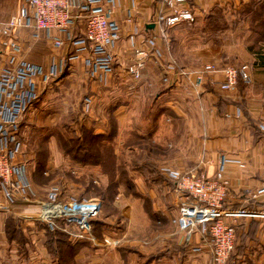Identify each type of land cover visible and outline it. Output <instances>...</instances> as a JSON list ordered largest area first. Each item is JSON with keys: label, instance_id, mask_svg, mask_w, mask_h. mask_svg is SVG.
<instances>
[{"label": "crops", "instance_id": "obj_1", "mask_svg": "<svg viewBox=\"0 0 264 264\" xmlns=\"http://www.w3.org/2000/svg\"><path fill=\"white\" fill-rule=\"evenodd\" d=\"M159 1L112 0L108 3L102 0V6L109 10L110 21L118 31L119 40L109 45L101 56L80 42L83 41V21L76 22L72 42L62 49L52 48L50 38L56 35L54 32L36 34L30 28H19L8 38L0 35V69L12 54L5 44L11 39L18 47L16 55L41 66L45 73L66 59L65 74L62 75L64 69L61 68L56 76L38 86L39 99L26 114L23 126L27 120L38 118L47 98V108H51L49 101L53 100L52 95L66 87L69 92L70 87L82 95V110L90 114L94 125L99 121L94 116V109L105 104L106 109L114 111L116 121L117 116L124 114L126 127L134 130L141 126L149 127L151 134L156 135L151 143L158 148L152 157H157L159 170L162 167L167 173L192 171L208 176L221 170L229 182L222 202L224 208L264 209L263 0H255L257 4H253L254 0H187L185 7L194 14L195 24L199 19L212 18L214 14L237 15L238 19L223 26L221 35L224 38H217L220 45L212 38L204 42V47L181 55L172 54L176 52L174 42L178 41L176 27L168 29V34L162 38L158 25L154 23L160 10ZM206 25H210L209 21ZM149 38L156 39L160 56L148 58L141 79L135 81L127 68L134 63L135 50L146 49L143 41ZM207 64L247 65L251 83L244 85L239 82L231 91H221L218 85L223 80L222 76L210 75L201 86H196L189 73ZM171 66L176 72L168 73L169 82L163 83L166 69ZM179 72L189 75L180 76ZM139 131L137 134H141ZM22 155L21 151L15 162L27 175L30 169ZM165 179L168 183L160 189L169 196L165 201H172V198L174 201V183L167 177ZM155 188L157 185L152 184L151 189ZM23 195L9 203L0 192V205L3 207L0 211V264H37L34 263L35 243L31 235L41 242V249L50 257L43 246L44 231L41 235L33 233V227L23 226L28 241L23 250L14 241H8L4 233L7 216L25 221L23 216L31 217L36 207L40 205L43 209L47 205ZM8 207L14 211L7 212ZM159 212L168 226L150 235L157 238L154 249L139 247L133 255L126 249L124 252L129 254L123 256L121 246L116 247L119 249L115 248L113 253L118 256L119 264H212L206 235L200 230H194L190 235L178 233L176 227L169 224L172 208ZM233 225L236 240L227 264H264V220L244 218L236 220ZM97 243L95 240L93 245L98 247ZM114 243L120 244L119 240ZM136 244L131 242L132 246ZM83 249L78 252L76 261L80 254H84L81 252Z\"/></svg>", "mask_w": 264, "mask_h": 264}, {"label": "rangeland", "instance_id": "obj_2", "mask_svg": "<svg viewBox=\"0 0 264 264\" xmlns=\"http://www.w3.org/2000/svg\"><path fill=\"white\" fill-rule=\"evenodd\" d=\"M23 3L25 0H0V21H8L15 16ZM215 15L213 19H199L196 24L194 21L177 26L178 41L174 42L176 52L172 54L181 55L192 49L198 50L204 47L205 41H211L212 38L220 45L218 39L224 38L221 35L224 30L220 28L238 18L237 15L230 14H218L214 17ZM207 21L209 26L206 25ZM63 69L62 75L66 72V68ZM66 88L59 89L57 95H52L53 100L49 101L51 108H47V98L38 118L27 120L29 122L21 125L19 138L23 144L22 160L30 169V173L25 175L28 188L24 195L44 204L71 205L91 200L101 202L99 215L95 218L104 224L99 236L102 240L94 237L98 241V247L87 238L77 239L72 236L76 231L74 228L64 232L70 234L74 241L85 242V249L81 250L84 254H80L77 261L75 257V264H119L118 256L113 253L118 244L112 245V242L119 240L118 246H121L122 251L128 249L131 254L139 247L154 249L157 245L155 235H150L161 232L168 226L159 211L167 212L170 207L172 215L174 213L173 198L172 201H165L169 196L160 189L168 183L165 178H170L165 168L158 169L157 157H152L158 147L151 143L156 135L151 134L149 127H143V131H139L143 129L142 126L137 130L126 127L124 114L117 116L116 121L114 113L106 109L105 104L94 109L95 118H99L98 125H94L90 114L82 110V95L78 90L69 87L68 92ZM137 131L141 134H137ZM94 135L102 136L94 138ZM152 166L154 172L149 173ZM152 184L158 188L151 189ZM50 197L53 201H49ZM39 206L30 214L31 217H22L25 221L21 225L25 228L33 227V233L42 235L39 222L47 224L43 219L54 215H46L44 218L41 215L53 214L51 210L55 208L43 206V210ZM130 207L134 208L132 216L129 215ZM9 210L14 211L12 207H8L6 211ZM171 217L169 224L173 226ZM31 237L35 243L34 263H54L51 256L44 254L41 242L34 235ZM104 239L110 240V244L103 243ZM131 242L137 244L132 246ZM121 253L123 256L129 254Z\"/></svg>", "mask_w": 264, "mask_h": 264}, {"label": "built area", "instance_id": "obj_3", "mask_svg": "<svg viewBox=\"0 0 264 264\" xmlns=\"http://www.w3.org/2000/svg\"><path fill=\"white\" fill-rule=\"evenodd\" d=\"M101 2L102 0H25L15 16L8 21H0V35L8 38L19 28H30L36 34L54 32L56 35L50 38L52 48L62 49L68 42H72L76 22L83 21V41L80 42L86 43L95 55L101 56L109 45L119 40L118 31L110 21L109 10L105 9ZM159 2L160 10L154 23L158 25L162 38L166 36L168 29L194 22V14L185 7L187 0ZM143 43L146 49L135 50L134 63L127 68L135 81L141 79L146 60L154 55L160 56L155 38L145 39ZM5 44L12 54L8 63L0 69V192L9 203H12L28 188L24 172L15 162L23 146L19 139L21 125L28 111L39 99L40 83L48 82L56 76L57 71L65 67L66 59L57 66H51L45 73L41 66L16 55L18 47L12 39ZM175 72L174 67H168L162 82L168 83L167 74ZM189 74H192L196 86H201L207 76H222L223 80L218 85L221 91H231L239 82L244 85L251 83L247 65L208 64ZM189 74L179 72L180 76ZM168 177L174 183L172 225L176 227L178 233L190 235L192 231L200 230L206 235L211 249L212 264H227L236 240L233 225L236 220L244 218L264 220V209H233L222 206L229 182L221 170L213 176L191 171L185 174L168 173ZM52 199L50 197L49 201H53ZM46 206L54 207L55 209L51 210L54 213H44L45 215H41L42 218L46 215L54 216L46 217L43 221L54 226L53 219L59 218L64 231L74 228L76 231L71 234L72 236L95 242L91 234V222L99 215V201L91 200L71 205L47 203ZM2 208L0 205V211ZM224 220L232 223H226ZM103 243L110 244V240L104 239ZM111 244L116 245L113 242Z\"/></svg>", "mask_w": 264, "mask_h": 264}, {"label": "trees", "instance_id": "obj_4", "mask_svg": "<svg viewBox=\"0 0 264 264\" xmlns=\"http://www.w3.org/2000/svg\"><path fill=\"white\" fill-rule=\"evenodd\" d=\"M257 3V1H253V4ZM217 15L218 14H216L214 17H216ZM210 19H213V17ZM220 30H224V27L220 28ZM100 136L102 135H94V138H99ZM153 169L154 168L152 166L151 169L148 170V172H154ZM53 221L54 226H50L49 223L46 224L39 222L41 229L44 231L43 246L45 247L47 253L52 257L55 264H75V257L77 256L80 249L84 246L85 242L74 241L69 234L65 233L64 230H62V222L59 218L53 219ZM21 222V220L9 216L6 218L4 229L8 241H14L17 246L21 250H23L28 241L24 236ZM91 225L92 236L96 237L98 240H102V237L99 236L104 224L100 223L97 220H93L91 222ZM120 250L122 251L121 248Z\"/></svg>", "mask_w": 264, "mask_h": 264}]
</instances>
